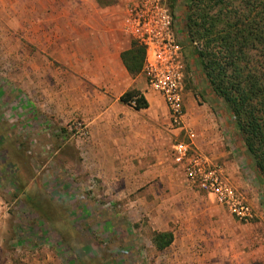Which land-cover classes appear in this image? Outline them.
Instances as JSON below:
<instances>
[{
    "label": "rangeland",
    "instance_id": "rangeland-1",
    "mask_svg": "<svg viewBox=\"0 0 264 264\" xmlns=\"http://www.w3.org/2000/svg\"><path fill=\"white\" fill-rule=\"evenodd\" d=\"M96 1L114 8L119 16L134 0ZM181 1L175 9L177 33L181 32ZM56 3L0 0V264H30L33 260H45V264H162L163 259L155 263L159 255L151 242L159 233L150 220L157 215L158 207L145 211L134 203L141 192L115 197L113 190L124 187L120 180L125 177L113 170L122 166L121 161L106 165L112 175L100 174L95 161L103 147L106 152L123 154L124 139H106L103 143L82 139L87 131L85 123L69 112L63 113L82 101L62 93L68 82L65 67L58 62L61 56L56 49L46 46L55 37ZM121 34L133 41L131 36ZM177 35L184 56L183 95L193 97L198 106L208 107L206 111H215L216 103L209 99L198 62L180 33ZM133 99L130 103L135 106L136 97ZM216 111V119L212 120L218 122L217 134L221 139H232L219 125L226 117L224 107ZM78 132L81 139L77 138ZM187 137L184 133L173 136L166 159L172 168L179 166L173 162L172 146L186 142ZM137 162L133 160L134 166ZM143 163L145 168L151 160ZM243 168L247 170L244 164ZM246 173L250 177V172ZM152 177L143 178L149 180L147 184L137 183L148 186L159 181ZM176 183L189 186L199 199L209 196L189 182L182 184L180 178ZM257 191L264 211V186L258 185ZM170 196L178 199L173 193ZM225 215L221 219L199 217L195 228H172L175 240L171 247L193 243L190 250L195 258L221 250L224 254L219 260L223 264H230L231 254L237 251L264 250V217L254 215L252 221L242 223L234 218L228 221ZM189 234L195 239H183Z\"/></svg>",
    "mask_w": 264,
    "mask_h": 264
},
{
    "label": "crops",
    "instance_id": "crops-1",
    "mask_svg": "<svg viewBox=\"0 0 264 264\" xmlns=\"http://www.w3.org/2000/svg\"><path fill=\"white\" fill-rule=\"evenodd\" d=\"M101 5L104 4L96 0H57L54 11L57 17L55 37L46 46L56 49L61 56L58 62L65 67L67 73L65 79L68 82L62 87V93L77 96L82 101L81 104L78 102L73 106L72 110L63 112H69L68 114L71 113L85 123L87 131L81 138L96 139L100 143L106 139H124L126 143L123 154L118 151L114 154L106 152L103 147V152L95 158L100 174L103 175H112L109 168L106 169V165L116 163L117 159L121 161L122 166L118 170L115 168L113 170L125 177V180H120L124 187H119V190L116 188L117 191L113 190L115 197L121 199L125 198V195L141 192L134 197V203L145 211L151 207H158L157 215L151 216L150 220L158 228L159 233H171L172 228L176 226L184 228L189 225L195 228L199 217L202 216L221 219L226 213L224 217L231 221L232 215L211 196L199 199L197 194L191 192L189 186L184 187L176 183V179L179 178L184 185L188 181L182 167L172 168L166 163V159L174 140L173 136L184 133L188 136L184 143L220 165L230 184L247 197L254 215L263 219L264 211L260 209L257 191L258 185L264 186L261 176L251 165L242 142L237 139L229 114L225 112L226 117L219 121V125L221 131H225L223 129L225 127L228 135H232V139H221L216 129L218 122L214 123L212 120L216 119V109L222 108V103L210 95L209 99L216 103V108L215 111L208 112L206 111L208 107L203 104L198 106L193 97L187 94L185 98L183 95V126L171 127L163 99L148 88L142 72L136 75L129 74L121 59V54L130 49L132 42H129L120 30L124 10L128 4L119 16L116 15L114 8ZM178 11L183 12V7L180 6ZM127 92L139 93L146 101V107L136 109L130 103L134 99L122 101L121 97ZM80 136L78 132L77 138L81 139ZM135 159L138 161L136 166L133 164ZM146 159L151 160V163L145 164L144 168L143 160ZM243 164L247 170L243 168ZM246 172H250V177ZM146 176H153L152 178L159 181L148 186L137 183L142 181L147 184L149 180L143 179ZM132 179L134 180L131 183ZM251 180L256 181V184ZM172 193L176 195L177 200L172 199L170 196ZM151 197L153 200L148 203ZM171 234L173 242L175 238L173 233ZM212 236L215 239L214 233ZM183 239L195 238L189 234ZM171 244L160 251L154 247L160 258H157L155 263H160L163 259L162 264H223L219 257L222 258L221 254H224V251L219 250V253L212 250L200 258L198 256L195 258L194 251L190 250L193 243L189 242V247H186L185 243L183 248H173ZM256 252L232 253L230 264H264V250ZM1 255L3 254L0 250ZM239 258H242L241 262ZM30 264H45V260L41 263L33 260Z\"/></svg>",
    "mask_w": 264,
    "mask_h": 264
},
{
    "label": "trees",
    "instance_id": "trees-1",
    "mask_svg": "<svg viewBox=\"0 0 264 264\" xmlns=\"http://www.w3.org/2000/svg\"><path fill=\"white\" fill-rule=\"evenodd\" d=\"M180 0H168L175 18ZM180 39L196 58L208 95L223 105L237 139L264 184V0H182ZM145 50L137 41L121 54L131 75L142 72ZM135 108L146 107L139 93L127 92L121 100L135 98ZM172 242L169 232L155 233L160 251Z\"/></svg>",
    "mask_w": 264,
    "mask_h": 264
},
{
    "label": "built area",
    "instance_id": "built-area-1",
    "mask_svg": "<svg viewBox=\"0 0 264 264\" xmlns=\"http://www.w3.org/2000/svg\"><path fill=\"white\" fill-rule=\"evenodd\" d=\"M122 31L144 47L142 73L148 88L163 99L173 128L183 126V47L175 31V19L166 0H134L129 3L121 20ZM172 159L182 167L189 184L206 193L242 223L254 218L248 200L229 182L222 167L192 149L177 142Z\"/></svg>",
    "mask_w": 264,
    "mask_h": 264
}]
</instances>
